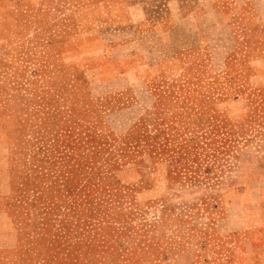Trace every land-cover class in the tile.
<instances>
[{
  "label": "rangeland",
  "instance_id": "rangeland-1",
  "mask_svg": "<svg viewBox=\"0 0 264 264\" xmlns=\"http://www.w3.org/2000/svg\"><path fill=\"white\" fill-rule=\"evenodd\" d=\"M0 264H264V0H0Z\"/></svg>",
  "mask_w": 264,
  "mask_h": 264
},
{
  "label": "trees",
  "instance_id": "trees-1",
  "mask_svg": "<svg viewBox=\"0 0 264 264\" xmlns=\"http://www.w3.org/2000/svg\"><path fill=\"white\" fill-rule=\"evenodd\" d=\"M216 132H218L217 130H216ZM232 134V133H231Z\"/></svg>",
  "mask_w": 264,
  "mask_h": 264
}]
</instances>
